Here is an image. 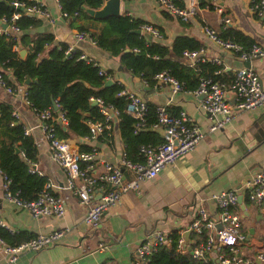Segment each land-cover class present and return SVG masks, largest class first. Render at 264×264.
I'll use <instances>...</instances> for the list:
<instances>
[{
  "label": "crops",
  "instance_id": "obj_1",
  "mask_svg": "<svg viewBox=\"0 0 264 264\" xmlns=\"http://www.w3.org/2000/svg\"><path fill=\"white\" fill-rule=\"evenodd\" d=\"M39 1L56 21L50 25L46 20L39 19L40 26L29 31L28 35L36 37L44 33L50 34L54 42L91 59L98 71L105 73L104 81L110 80L112 84L121 86L123 91L139 96L147 105L182 110L203 137L190 153L165 166L155 178L139 182L135 190L121 195L116 204L100 215L97 225L92 228L84 225L82 220L86 208L66 188L63 171L50 159L40 130V119L21 95L25 92V86L15 87L12 94L0 89V103L11 107L12 115L33 140L36 149L33 168L37 175L49 181L52 195L60 199L63 207V216L59 219H34L27 211L5 202L0 190V222L11 232L33 237L46 235L54 230L69 229L66 235L47 248L19 253L13 264H130L140 244L157 232L169 237L171 233L185 231L200 209L208 220L216 223L218 210L212 197L228 191L241 198L240 205L236 201L235 206L230 208V212L238 216L239 232L244 236V241L236 247L238 256L241 259H253L257 254H264V211L247 201L248 191L245 188L246 182L254 173L264 170V108L233 113L230 121L220 130L209 133L207 127L212 118L199 111L198 98L191 93L172 92L167 85H146L128 73L119 64L118 57L95 46L90 39V32L94 30L86 34L87 38L75 40L78 33L76 26L98 28L99 23L78 20L73 24L72 19L59 16V10L52 0ZM175 3L181 6L182 0H175ZM118 16L140 20L143 25L153 27L159 37L150 36L149 41L167 48L175 37L193 38L201 45L203 57L217 59L220 70L230 76L236 69L243 67V62L233 53L225 52L210 42L203 35L202 27L218 34L225 28L231 29L264 50L263 18L252 12L247 0H208L202 8L198 2L196 15L186 23L168 15L155 0H119ZM224 19L228 24L222 23ZM52 46L53 43L39 57H44ZM13 50L18 54L23 49L16 47ZM189 68L198 79L207 77L205 73ZM249 69L255 73L264 88V57L249 59ZM5 77L8 82L13 83L9 72H5ZM227 102L229 105L233 104L231 93L227 96ZM116 123L113 118L107 134L94 140L69 136L63 142L72 151L84 152L80 147L96 148L91 176L102 174L101 162H105L121 170L123 180L129 181L133 176L122 167L123 145ZM155 131L161 137V130ZM102 191H113V187L103 185L98 189L95 186L94 201ZM192 241L195 243L197 240ZM208 259L214 262L215 252L209 254ZM0 264L10 263H7L6 256L0 255ZM254 264L264 262L254 260Z\"/></svg>",
  "mask_w": 264,
  "mask_h": 264
},
{
  "label": "built area",
  "instance_id": "obj_2",
  "mask_svg": "<svg viewBox=\"0 0 264 264\" xmlns=\"http://www.w3.org/2000/svg\"><path fill=\"white\" fill-rule=\"evenodd\" d=\"M52 1L59 10V16L67 18L65 13L60 12L57 0ZM155 1L168 15L173 16L182 23H186L193 18L198 10V0H182L181 6L176 5L175 0ZM247 1L252 12L264 19V0H257L256 2L254 0ZM9 5L14 11L19 10L24 15H32L37 20L44 19L50 25H53L56 21L39 0H27L24 3L9 0ZM18 17L19 15L14 13L9 20L1 19L0 35H18L20 30L14 25ZM222 23L228 24V21L224 19ZM1 26H4V28H1ZM262 27L264 30L263 25ZM137 30L140 32V36L159 37L157 30L149 25H141ZM201 30L210 42L225 52L233 53L241 62L254 57H264V50L259 46L252 45L250 49L244 51L238 44L218 38L217 34L207 27H202ZM85 38H87V35L83 32H78L75 35L76 41ZM53 44L54 46L59 45L54 40ZM71 53L74 52L67 48L65 54ZM182 58L183 62L193 68L197 64L208 63L214 66H219L220 64L217 59H205L200 50L185 51L182 53ZM77 59L84 61L86 64L96 66L91 59L81 54H79ZM98 75L105 77V73L102 71H98ZM153 80L157 85L163 84L169 86L172 92L181 91V85L164 73L154 76ZM0 89L9 94L14 93V90L5 85L1 74ZM229 93L233 96L232 105H229L227 102ZM191 94L199 99V111L212 118L210 125L207 127L209 133L220 130L230 121L233 113L264 108V88L260 85L255 73L249 68L244 67H240L233 72L230 86H226L223 82L212 81L206 77L199 79L196 90ZM21 95L28 107H30L25 100V92H22ZM118 95L125 98L126 105L124 112L133 120L134 132H138L144 127L145 123V103L139 96L132 93L121 91ZM89 102L98 106L99 113L103 118L102 122L87 123L88 136L84 139L94 140L103 131L109 129L110 122L113 118L115 119L116 113L110 108L103 106L102 101L99 99L90 98ZM53 103L57 110L56 103ZM30 109L32 110L31 107ZM155 112L157 123L152 126V129L161 130L163 142L154 147L148 146L139 149V155L143 159L142 164H132L122 157V167L133 176L129 181L123 180L121 170L105 162H101L103 173L91 176V166L96 160V148L91 147L89 152L70 150L65 142L55 137L52 125L48 123V121H51V123L54 122L59 126L65 127L66 120L63 116L57 114L56 117H52L49 109L36 113L41 122L40 130L46 142L51 161L63 171L66 188L73 192L80 205L86 208V213L82 220L84 225L94 228L99 221L100 215L107 211L109 207L116 204L121 195L135 190L139 182L155 178L165 166L173 164L178 158L190 153L202 139V133L182 110L178 111V115L175 118L167 116L164 107H157ZM24 134L28 135L27 131L24 130ZM30 172L36 173L34 168H31ZM103 185L112 186L113 191H102L99 198L94 201L95 186H98L99 189ZM245 188L248 191L246 196L247 201L264 211V170L254 173L249 181L246 182ZM0 190L5 202L27 211L34 219L42 217L59 219L63 216L62 202L52 195L50 191L51 185L46 179L40 192L34 199L29 201H23L17 197V194H11L8 191V182L3 177L0 178ZM212 201L218 210V221L213 223L207 219L201 209L198 210L194 221L191 222L188 228L177 234L175 241L176 253L181 255L188 254L192 259L200 260L215 252V260L211 264H254V260L264 262V254H257L253 259H241L237 254L236 247L244 241V236L239 232L240 220L238 216L230 212V208L236 204V194L232 191L223 192L213 196ZM217 225L219 229H216ZM0 228L5 229L1 222ZM68 232L69 229L67 228L54 230L49 234L36 236L12 248L7 247L0 241V255L6 256L7 263L13 264L19 253L40 251L56 243ZM186 233H188V236L190 234L198 236L204 233L205 239L199 243H194L189 239L185 241L184 235ZM169 243L170 239L167 236L159 232L153 234L136 248L134 259L130 264H148L149 256L155 252L156 248L161 246L168 247ZM223 249H227V254L222 252Z\"/></svg>",
  "mask_w": 264,
  "mask_h": 264
},
{
  "label": "trees",
  "instance_id": "obj_3",
  "mask_svg": "<svg viewBox=\"0 0 264 264\" xmlns=\"http://www.w3.org/2000/svg\"><path fill=\"white\" fill-rule=\"evenodd\" d=\"M15 1L24 3L27 0ZM207 1L198 0L199 7L205 6ZM57 3L60 12L66 14V19H72L73 24L78 20L99 23L98 28L83 25L76 26V29L86 34L94 30L89 34L95 46L113 57H118L119 64L146 85L155 84L153 77L164 73L181 85L182 92L192 93L196 90L199 79L193 75L182 58V53L185 51L201 49V45L193 38L175 37L167 48L154 41H147L144 36L134 34V31L144 24L140 20L126 16L94 19L81 9L99 10L103 0H57ZM14 13L19 15L14 25L20 33L0 35V74L5 85L14 90L17 86H23L26 79L31 81L25 86V100L32 110L40 113L49 109L52 117L61 114L66 120L65 127L48 121L53 127L55 137L60 141H64L69 136L87 137V123L103 121L98 106H91L89 99L101 100L103 106L116 113V125L123 145L124 159L132 164H142L143 159L139 155V149L154 147L163 142L162 137L152 129L157 123L156 107L145 104L144 127L134 132V122L124 112L125 98L118 95L123 91L121 86L112 84L102 88L105 81L103 76L98 75V67L78 60L79 53L65 54L67 47L64 45L52 46L46 55L40 58L39 55L44 49L53 43L52 36L48 33L36 37L28 35L29 31L40 26V21L22 14L19 10H12L9 0H0V20L3 18L9 20ZM261 22L264 26V19ZM216 34L222 40L238 44L244 51L254 45L241 33L231 29L225 28L220 34ZM16 47L25 51L23 59H20L13 50ZM194 69L205 73L212 81L223 82L226 86L231 85L233 75L223 72L218 66L204 63L197 64ZM5 72L11 74L12 84L7 81ZM53 102L57 105L56 111L52 109ZM164 111L169 117L175 118L178 115V111L173 108L164 107ZM106 131L97 137L106 135ZM14 149L17 153H14ZM80 150L89 152L90 148L80 147ZM35 153L32 138L24 134L22 125L12 115L11 107L0 103V178L3 177L8 182V191L11 194H17V197L23 201L34 199L45 183L44 177L30 172L34 166ZM33 238L24 233L8 232L0 228V241L10 248ZM168 238L169 246L157 247L149 256L148 264H211L208 257L195 260L188 254L176 253L177 234L171 233ZM204 239V233L198 236L189 235V240H197L195 243L203 242ZM222 252L227 254V249H223Z\"/></svg>",
  "mask_w": 264,
  "mask_h": 264
},
{
  "label": "water",
  "instance_id": "obj_4",
  "mask_svg": "<svg viewBox=\"0 0 264 264\" xmlns=\"http://www.w3.org/2000/svg\"><path fill=\"white\" fill-rule=\"evenodd\" d=\"M104 4L102 6L101 9L99 10H96V11H93V10H88V9H84V8H81L88 16L94 18V19H105L107 17H117L118 16V5H119V0H103ZM29 17H32V15H28ZM1 28H4V26H1ZM134 34L136 35H140V32L138 30L134 31ZM144 38L149 41L150 40V36L149 35H143ZM25 55V51L24 50H21L19 53H18V57L20 59H23ZM243 67L244 68H249V60H246L243 62ZM119 68H121L119 66ZM31 83V81L29 79H26L23 83L24 86H28L29 84ZM33 83H35V81H33ZM112 85V81L110 80H107L104 82L102 88H105V87H108ZM163 85V84H161ZM201 98V97H200ZM52 109L53 111H56V106L54 103H52ZM91 106H95L94 103H91ZM261 137H262V134H261ZM14 153H17V150L14 149ZM241 203V198L238 197L237 198V204L240 205ZM242 208V206H241ZM217 229H219V226L217 225L216 226ZM184 238L185 240L187 239V233L184 235ZM106 241H109L108 238H105Z\"/></svg>",
  "mask_w": 264,
  "mask_h": 264
}]
</instances>
